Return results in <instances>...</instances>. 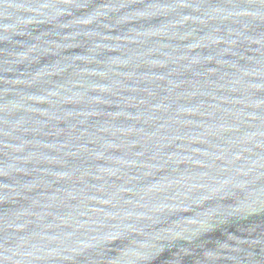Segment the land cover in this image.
I'll list each match as a JSON object with an SVG mask.
<instances>
[{
    "label": "water",
    "instance_id": "obj_1",
    "mask_svg": "<svg viewBox=\"0 0 264 264\" xmlns=\"http://www.w3.org/2000/svg\"><path fill=\"white\" fill-rule=\"evenodd\" d=\"M0 264H264V0H0Z\"/></svg>",
    "mask_w": 264,
    "mask_h": 264
}]
</instances>
